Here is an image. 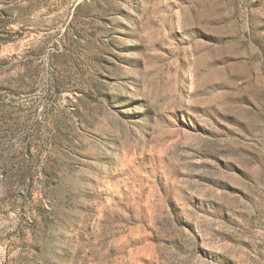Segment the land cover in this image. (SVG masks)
Wrapping results in <instances>:
<instances>
[{
    "label": "rangeland",
    "instance_id": "obj_1",
    "mask_svg": "<svg viewBox=\"0 0 264 264\" xmlns=\"http://www.w3.org/2000/svg\"><path fill=\"white\" fill-rule=\"evenodd\" d=\"M0 264H264V0H0Z\"/></svg>",
    "mask_w": 264,
    "mask_h": 264
}]
</instances>
